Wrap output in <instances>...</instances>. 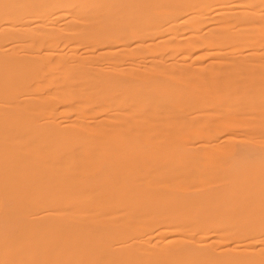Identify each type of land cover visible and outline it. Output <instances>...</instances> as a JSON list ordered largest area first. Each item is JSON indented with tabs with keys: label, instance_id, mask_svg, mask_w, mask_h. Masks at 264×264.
Masks as SVG:
<instances>
[{
	"label": "bare ground",
	"instance_id": "bare-ground-1",
	"mask_svg": "<svg viewBox=\"0 0 264 264\" xmlns=\"http://www.w3.org/2000/svg\"><path fill=\"white\" fill-rule=\"evenodd\" d=\"M0 264H264V0H0Z\"/></svg>",
	"mask_w": 264,
	"mask_h": 264
}]
</instances>
